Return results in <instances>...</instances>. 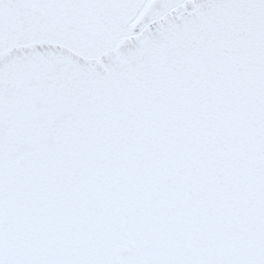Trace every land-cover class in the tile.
Here are the masks:
<instances>
[{
    "label": "snow or ice",
    "instance_id": "obj_1",
    "mask_svg": "<svg viewBox=\"0 0 264 264\" xmlns=\"http://www.w3.org/2000/svg\"><path fill=\"white\" fill-rule=\"evenodd\" d=\"M0 264H264V0H0Z\"/></svg>",
    "mask_w": 264,
    "mask_h": 264
}]
</instances>
